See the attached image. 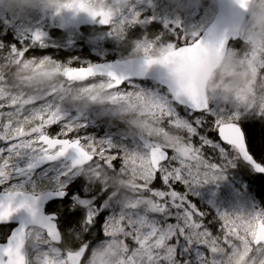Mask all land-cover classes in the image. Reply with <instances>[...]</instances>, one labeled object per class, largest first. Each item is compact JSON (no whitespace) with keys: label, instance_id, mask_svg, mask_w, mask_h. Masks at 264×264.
Segmentation results:
<instances>
[{"label":"snow or ice","instance_id":"obj_1","mask_svg":"<svg viewBox=\"0 0 264 264\" xmlns=\"http://www.w3.org/2000/svg\"><path fill=\"white\" fill-rule=\"evenodd\" d=\"M239 2L246 10L247 0ZM67 7L86 12L94 19L102 16L100 22L109 23V13L97 12L83 0H71ZM173 25L161 61L167 73L157 77L149 93L150 107L162 117L164 124L187 134L173 146L163 147L143 140L129 147L110 135L70 137V133H79L88 125L68 122L48 103L35 108L30 117L18 121L15 127L11 120L0 127V141L10 142L0 147V186H4L0 190V223L16 225L6 242L0 243V264H82V258L83 264H216L207 253L217 251L215 245L220 238L225 244L229 243V237L242 242L248 237L264 241V209L247 215L217 213L223 223L222 235L216 236L203 223L207 213L198 211L197 204L190 199L193 186L223 179L224 172L241 163L246 162L250 169L264 174V160L258 162L250 153L242 124L246 119L264 120V110L251 116L241 115L235 110L210 105L205 97L187 87L181 67L222 54L229 33L201 36L196 31L188 32L178 21ZM31 42L43 47L44 34L35 32ZM28 51L29 47L25 46L20 54ZM251 55L256 58L255 52ZM151 63L146 61L135 70L136 75L145 76L146 65ZM97 71L114 80L112 87H120L128 79L117 74L111 65L87 70L70 67L66 74L70 78H85ZM131 86L139 88L140 84ZM179 107L184 109V116ZM58 123L60 133L50 135L47 128ZM210 132H215L219 139L210 138ZM192 137H198L199 147L192 144ZM205 146L218 151L219 162L205 158L202 151ZM118 158L122 161L119 168L115 165ZM85 166L130 173L139 181L132 185L138 195L126 200L107 195L98 206L97 199L109 190L102 182L81 175L80 169ZM158 174L167 190L153 191L149 187ZM45 180L48 186L42 189ZM80 180L82 184L78 183ZM176 184L184 185L186 190L176 191ZM145 192L151 196H145ZM65 200L69 205L65 214L46 213L45 206L50 201ZM105 210H110L103 225L107 239L92 251L91 259L85 257L89 250L87 243L80 244L78 250L62 251L56 246L62 239L58 223L67 221L69 228L78 225L73 233H87ZM194 215L200 219H194ZM173 219L174 223L169 222Z\"/></svg>","mask_w":264,"mask_h":264},{"label":"trees","instance_id":"obj_2","mask_svg":"<svg viewBox=\"0 0 264 264\" xmlns=\"http://www.w3.org/2000/svg\"><path fill=\"white\" fill-rule=\"evenodd\" d=\"M208 9L209 10L205 14V17H203L201 22L196 25L195 31L200 35L206 27V20L208 18L207 15L210 13L211 16H214L215 14V11L210 10V8ZM150 25L154 26L156 31V34L152 35V40L156 41L155 37L159 34V40L161 41L155 46L156 48L152 47V50H150L151 52L149 53L151 55L147 56L149 58H154L165 53L167 50V45L170 43L172 34L170 32L159 30L158 27L160 26V23L158 22L157 25L153 24V22H151ZM110 28H107L106 34L113 38V40L117 39V32L115 30L113 33L108 32ZM37 31H40L44 34L43 47H41L39 44H33L31 42L33 34ZM64 36L65 35L63 33H56V35H53L50 28L47 25H44V27H41L38 30L34 27L30 28L28 31L22 30L18 36H15V40L13 41H10V38L8 37L2 39V41L12 50L13 46H15V50H13V58L15 59V63H12L13 66L11 67L9 74L7 73L6 75L1 76L0 83L11 80L16 67L19 65L21 66L29 59L32 73L29 75L28 80L25 82H18V84H24L27 86V88H36L39 86H41L40 88H43L48 84H51V86H58L59 90H57V92H62L63 98L60 96L53 97L48 93L43 95L42 93L46 90L40 89V95L36 96V92V94H34L32 97H26L28 101H24L22 99L19 100L11 110L0 109V127H2L3 124L9 120L12 121V126L15 127V124H17L18 121L23 122L25 118L30 117L33 110L40 105L48 103L51 104L53 110H55L58 106V102H63L64 111H58L62 117L69 119L70 123L75 125H88V128L82 129L79 133H70V137L76 135H92L96 136L97 138H101L110 135L113 138H117L120 141L129 144V147H134L135 145L142 143V138H145L147 133L148 141L158 143L163 147H171L176 143L173 142L175 137V141H178L183 138L182 135H187L186 133L180 132L177 129L171 128L167 125L166 128L164 127L166 130H164L162 124L161 128L156 132L153 128L147 129L142 125H136L133 126V128H129L137 114L131 113L127 116H124L122 113L123 109L131 107V103H135L134 96L146 94L145 92L147 91H145L142 87V84H145V82H133L135 84H140V87H131L133 90L130 89L129 91H125V86L127 85L126 83L121 90L123 99H119V102L118 100L114 102L110 101V99L108 100L114 91H108L109 81L107 79H96L89 81L88 83L90 84L94 82H101L103 84L101 85L100 90H98V87H96L91 91H84V85H77L74 83L69 84L63 78L66 69L70 67L76 69L115 60L144 58L145 56L140 54L139 48H137V50H130L131 53L128 56H125L126 54L118 53L117 51L111 54H103L101 57L96 58L94 56L95 54L92 52V46L98 43L101 44L102 42H96L97 40L93 32L80 31L74 37L72 35L69 39L68 46L71 48L73 53L67 55L68 57L70 55L73 57L82 56L81 58H86L88 62L82 67H79L76 62L65 65L59 64L56 61V57L54 55V52L65 47L66 41ZM239 45L240 41L236 44H232L229 49L236 50L237 56H239L241 60L249 66L253 73L254 81H264V64L261 65L257 59H253L251 55L253 52V47L251 46L252 44L245 46ZM25 46L29 47V51L21 55L20 53ZM260 53L264 55V52ZM43 57H49L50 59H44ZM256 57L258 56L256 55ZM250 60L252 61L251 63L249 62ZM116 91L120 92V90ZM214 93L218 94L219 99H215L214 96L213 100H210V105L224 107L229 110H235L241 115L249 116L264 110V104H260L255 107H249L247 102L248 98L244 92H240L231 98L225 97L224 99L220 98V94L218 92H213L211 94L213 95ZM96 95H100L98 102L95 101L93 105H89L90 102L95 99ZM208 95L210 98L209 92ZM144 98H146L149 103V99H152L150 96L148 98ZM178 111L182 116L185 115L184 109L178 108ZM242 124L245 131L246 142L249 146V151L258 162H261V160H264V120H259L256 118L246 119L242 122ZM31 126L32 125H25L26 128ZM57 126L60 127L61 124L58 123L56 126L47 129L48 133L53 136L60 133L61 128H57ZM129 132H133L138 140L135 137L130 136ZM208 135L210 138L218 140L217 134L215 132H210ZM191 142L194 146L199 147L198 137H192ZM168 151L169 155H171L172 150L169 149ZM202 151L206 159H210L211 162H219L220 157L218 151H213L208 146H205ZM191 163L195 162L192 161ZM121 164L122 161L118 158L117 161H115L116 167L119 168ZM102 169L103 167L95 168V173L87 176L86 178L93 182H102L105 185L109 182L115 181L112 178L115 177L117 172L106 168L104 173L107 172L109 176L99 177L98 173ZM223 177V179L216 180L212 183H203L199 186H193L191 193L192 197H190V199L197 204L198 211H204L207 213V216L203 218V223L206 227H208L209 231H211L213 235L216 236L222 235L221 224L223 223L217 216V213L247 215L251 214L253 211H260L264 209V175L255 174L253 170L250 169V167L241 163L238 165V167L224 172ZM136 180L137 178L133 177V181L135 182ZM47 186L48 181H43L41 186L42 189H46ZM149 187L152 188L153 191L167 190L166 186L159 178V174L157 175V179L154 180L152 184L149 185ZM124 188L129 189L128 191H130L134 196L137 195L134 189L123 186L110 188L108 193ZM174 189L180 192L186 190L185 186L181 184L174 185ZM108 193H105L96 201L98 206L106 199ZM144 195L151 196V193L145 192ZM129 198L131 197L123 196L122 200ZM52 210V206H48L46 208L47 213H52ZM56 211H58L61 216L66 213L65 209L60 207L57 208ZM107 216L100 215L97 218V224L95 227L87 233H80L79 231L73 233V229H78V225H73L72 228H69L67 226V221L58 223L59 230L61 231L63 238L61 250H78L80 244L87 243L89 244L88 259H91V253L94 251L93 246H100L101 242L107 239L103 232V225ZM193 218L200 219L196 215H194ZM169 222L174 223L175 220L173 219ZM11 229L12 227H0V239L2 242L6 240ZM126 242L131 244V241ZM244 245L246 248L243 249V251L247 250L252 254L256 253L257 259L253 264H264V246H259L258 248L254 249L251 237H248L243 242L239 239H233L232 237H229L228 244H225L223 238H220L217 240L215 245L217 251L212 254H207L210 256V260H214L216 264H250V261H242V247ZM201 250L207 252L206 248H202ZM193 259H195V257H193Z\"/></svg>","mask_w":264,"mask_h":264},{"label":"rangeland","instance_id":"obj_3","mask_svg":"<svg viewBox=\"0 0 264 264\" xmlns=\"http://www.w3.org/2000/svg\"><path fill=\"white\" fill-rule=\"evenodd\" d=\"M70 2L71 0H62L61 7L59 9L49 12H38L28 8L25 5H21L19 7H9L5 8L3 11H0V79L2 75L10 73L9 71L13 66L12 63H15V59L13 58V50L9 48V46H7V44H5L2 39L8 37L10 38V41H13L15 40V36H18L20 32H22V30L28 31L33 27L38 30L39 28L44 27V25H47L53 35H56V33H63L65 35L64 37L67 45L65 44L64 48L54 52L56 61L59 64L65 65L76 62L79 67H82L88 62L86 58H81L82 56L73 57L72 55L68 57L67 55L73 53L71 48L68 46L69 39L72 35L74 37L80 31H91L95 34V38L97 40L96 42H102L101 44L98 43L92 46V52L93 54H95L94 56L96 58L101 57L103 54H111L117 51L118 53L126 54L125 56H128L131 53L130 50H137V48L140 49L139 52L141 55L145 56V58H149L147 56L151 55L149 53L151 52L150 50H152V47H155L157 44H159V42H161L159 40V34L155 37L156 41L152 40V35L156 34V31L154 26L150 25L151 22H153V24L155 25H157V22L160 23V26L158 27L159 30L170 32L172 34V28L174 26L173 24L174 22L178 21L185 30H187L188 32H192L196 30V25L201 22L202 18L205 17V14L209 10V7L207 6L196 7L195 5H191L188 3V0H151L145 4H140L139 6H134L133 3H135V0H83V2L90 5L97 12L110 14L109 23L105 25L100 22L101 19H103L102 16H97L94 19L86 12H76L74 9H70L69 7H67ZM207 17L208 18L205 25L206 27L211 23L214 16H211V14L209 13ZM145 21L149 22L146 23ZM106 26L111 27L108 31L109 33H113L114 28L116 29L117 37H115L117 39L113 40V38L109 37L106 34ZM249 44H251L249 40H247L245 37L240 36L239 46H245ZM251 46L253 47V52H255L258 56L255 59H257L261 65L264 64V55L260 53L264 52V50L256 48L253 45ZM227 55H237V52L236 50L229 49ZM31 73V63L28 59L21 66L19 65L16 67L11 80L0 83V109L11 110L19 100L22 99L24 101H28L26 97L30 98L34 94H36V92V96L40 95V89L46 90L42 93L43 95L48 93L53 97L60 96L61 98H63V93L57 92V90H59L58 86H51V84H48L43 88H40L41 86L36 88H27V86H25L24 84H18V82H25L26 80H28V77ZM102 84L103 83L101 82H94L92 84L88 83L87 85L84 84L83 87L85 88L83 90L91 91L96 87H98V90H100ZM133 84L135 83H127V85L125 86V91H129L132 87L131 85ZM152 84L154 83L147 82L146 84L145 82V84H142L143 89L147 91L145 92L146 94L134 96L135 103H131V107L123 109L122 113L124 114V116H127L131 113L137 114L136 118L134 119L132 124H130L129 128H133V126L136 125H142L147 129L153 128L156 132L161 128L162 124L163 129L166 130L165 128L167 126L164 124L162 117L150 107V103L146 98H144H148L150 96L147 93L151 92ZM108 85H110V81ZM144 85L149 87L144 88ZM119 90L120 92L114 91L110 95L108 100L110 99V101L114 102L118 100L119 102V99H123L121 91L122 88ZM214 96L215 99H219L217 93H214L213 95L210 94V98L208 95L209 103L210 100H213ZM99 97L100 95H96L95 99L92 100L89 105H93L95 101L98 102ZM149 100L151 101V99ZM55 110L63 112L64 103L58 102V106ZM66 120L70 122L69 119ZM56 125L57 124L51 125L47 129ZM57 128H61V126H57ZM129 134L130 136L135 137L138 140L133 132H129ZM175 138L173 139L174 143L177 142L175 141ZM142 139L147 140V133L146 137ZM8 143L10 142L0 141V147H6ZM105 169L106 167H103V169L98 173L99 177L109 176L107 172L104 173ZM94 173L95 168L92 167L86 166L80 169V174L85 177L90 176ZM112 179L115 181L109 182L106 185L104 184L108 190H110V188L120 186L130 187L134 189L132 185L139 182L138 179L134 182L133 176L128 172H117V174H115V177H113ZM82 183L83 180H80L79 184ZM3 187L4 186H0V190H2ZM128 190L129 189L127 188L117 189L115 190V192L108 193V195L116 200H122L123 196H128L131 198L135 197ZM68 206V201L66 200L63 203H59L57 208H63L66 212ZM109 212L110 210H105L101 215L107 216ZM35 231L38 232L39 230L35 229ZM253 242L254 239H252V245ZM97 247L99 246L94 245L93 250H95ZM245 248L246 246L244 245L242 247V251ZM254 249L256 248L254 247ZM86 258H88V253ZM256 259V253L252 254L247 250L242 252V261H250V264H253Z\"/></svg>","mask_w":264,"mask_h":264},{"label":"clouds","instance_id":"obj_4","mask_svg":"<svg viewBox=\"0 0 264 264\" xmlns=\"http://www.w3.org/2000/svg\"><path fill=\"white\" fill-rule=\"evenodd\" d=\"M196 7H209L217 11L222 0H188ZM62 0H0V11L9 7L25 5L38 12L53 11L61 7ZM234 7L240 9L239 0H233ZM228 28L251 42L253 46L264 49V0H248L247 14L237 11L227 22ZM211 94L218 92L220 98L234 97L244 92L248 106L264 104V81L257 82L249 66L237 55H225L212 73L207 85Z\"/></svg>","mask_w":264,"mask_h":264},{"label":"water","instance_id":"obj_5","mask_svg":"<svg viewBox=\"0 0 264 264\" xmlns=\"http://www.w3.org/2000/svg\"><path fill=\"white\" fill-rule=\"evenodd\" d=\"M147 1L149 0H137L136 2L145 3ZM247 5H248V0H247ZM237 11H241V13L245 15L247 14V9L245 10L241 8V6L239 10L235 8L233 4V0H222L221 7L219 8V10L216 11L213 20L201 34V36H204L207 34H214L216 36H221L226 32L229 33V41L225 44L223 53L220 55L207 56V57L200 59L199 61L187 64L181 67V74L183 76L186 86L189 87L192 91L197 92L201 96L205 97L208 103H209V100H208L207 85H208V81L210 77L212 76L213 71L218 66L219 62L224 58V56L227 55L229 47L232 44H236L240 41V35L232 32L227 26L228 20ZM163 59H164V55L155 57V58H132V59H126V60H115L111 62L97 63V64H93L88 67L76 68V69L87 70L89 67H93V66L111 65L112 69L116 71L117 74L126 75L128 77V79L125 81V84L128 82H145L143 80H148V82H152L155 84L157 83V77L167 73V68L164 66L163 63H161ZM146 61H152L150 65H146L147 67L146 75L143 77L136 75L135 70L138 69L141 65H145ZM130 69H133V71L129 73ZM95 79L109 80L111 84L108 87V91L119 90L125 85V84L121 85L120 87H112L111 85L115 83L114 80L110 79V77L107 74H104L101 71H97L95 74L89 75L85 78H70L66 74V72L64 73V80L69 84L74 83L77 85H84V84H87L89 81L95 80ZM179 108L183 109L182 107H179ZM221 143L223 142L221 141ZM243 164L246 165V162ZM253 172L257 175H264V174H258L254 170ZM50 203L52 202L50 201L45 206V211H46V207ZM1 226L12 227L11 229L12 231L16 225L0 223V227ZM3 242H6V240ZM3 242L0 239V243H3ZM61 245H62V239L60 243L57 244L56 246L60 247ZM253 246L255 248H258L259 246H264V241H261L260 239H256L253 242ZM87 253L88 251L85 253V257H87ZM82 264H83V258H82Z\"/></svg>","mask_w":264,"mask_h":264},{"label":"flooded vegetation","instance_id":"obj_6","mask_svg":"<svg viewBox=\"0 0 264 264\" xmlns=\"http://www.w3.org/2000/svg\"><path fill=\"white\" fill-rule=\"evenodd\" d=\"M136 1H137V0H135V3H133L134 6H139L140 4H145V3L148 2V1H147V2H145V3H137ZM149 1H151V0H149ZM214 16H215V14H214ZM106 28L109 29L110 26H106ZM114 30L116 31L115 28H114ZM140 37H141V36H140ZM65 201H66V200H65ZM65 201H62V202H61V201H59V202H52V203H50L48 206H52V207H53V210H52V211L55 212V211H56V208H57V206H58V204H59V203H63V202H65ZM48 206H47V207H48ZM47 207H46V208H47ZM46 212H47V211H46ZM53 212H52V213H53ZM52 213H48V214H52ZM58 228H59V226H58ZM62 242H63V238H62ZM60 247H62V245H61Z\"/></svg>","mask_w":264,"mask_h":264}]
</instances>
